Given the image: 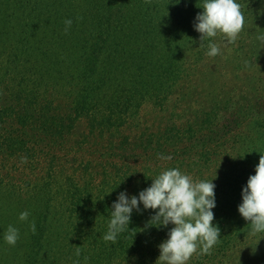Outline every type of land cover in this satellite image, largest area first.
I'll use <instances>...</instances> for the list:
<instances>
[{
	"label": "trees",
	"instance_id": "obj_1",
	"mask_svg": "<svg viewBox=\"0 0 264 264\" xmlns=\"http://www.w3.org/2000/svg\"><path fill=\"white\" fill-rule=\"evenodd\" d=\"M7 1L0 0V161L10 166L0 175V202H24L30 194L20 195L19 179L12 172L34 176L41 170L45 184L37 196L31 194L33 202L47 201L56 176L63 175L62 192L73 213L89 216L93 192L104 208L121 191L138 196L151 186V177L182 164L181 156L188 158L194 148L202 157L195 165L202 178L204 162L215 156L219 142L200 136L192 143L195 147L183 149L184 144L178 147L170 138L156 141L144 131L148 122L140 115L142 104L169 112L174 82L187 72L175 69L172 45L162 64L147 67L157 20L152 2L157 0H30L24 13V2L17 0L14 16L2 11ZM66 19L73 21L67 33ZM81 122L87 131L73 138ZM125 126L127 132L122 131ZM185 130L195 132L191 121ZM156 143L161 149L171 147L168 155L152 149ZM84 148L90 150L87 156ZM124 148L129 152L122 154ZM159 155L172 159L161 160ZM183 167L179 170L189 175L187 163ZM114 182L119 187L108 194V184ZM88 231L84 234L90 237ZM28 237V261L21 264L35 257L41 229ZM128 238L118 237L106 246L112 250L97 256L93 251L74 254L68 264H104L132 254L139 255L138 264H151L156 244L148 238ZM118 244L121 252L115 253Z\"/></svg>",
	"mask_w": 264,
	"mask_h": 264
},
{
	"label": "rangeland",
	"instance_id": "obj_2",
	"mask_svg": "<svg viewBox=\"0 0 264 264\" xmlns=\"http://www.w3.org/2000/svg\"><path fill=\"white\" fill-rule=\"evenodd\" d=\"M15 1L17 0H8L2 11L14 16V9L18 7ZM20 1L24 2V9L20 7V10L28 12L30 0ZM203 1L152 2L151 13L157 15V20L152 40L151 64L147 67L162 64L172 45L175 69L187 72L174 82L176 91L173 93L169 112H161L157 105L154 107L142 104L140 115L148 122L144 125L146 136L153 137L156 141H168L170 138L171 141H176L178 147L184 144L183 149L195 147L192 143H196L200 136L207 141L219 142L217 151L212 152L215 156L204 162L202 178L200 167L195 166L202 157L196 153L195 148L192 149L195 152L188 158L181 156L184 158L182 164L171 166L182 169L187 163L185 169L194 181H211L215 177L212 182L215 184L216 207L212 209V223L220 229L219 242L213 247L211 254H194L187 264H264V233L249 235L251 225L238 211V205L242 203V189L249 176L255 174L260 155L264 154V44L256 38L257 35L264 34V0H236L241 6L245 24L236 42L231 44L219 34L200 41L201 34L194 29L193 24L196 15L203 11L199 7L203 5ZM10 26L13 29L14 22ZM210 43L220 47V55H206ZM189 121L195 127V132L185 130V124ZM127 130V126L122 128L123 132ZM75 131L73 138L86 132L87 127L81 122ZM132 134L130 132L127 135L129 137ZM151 148L167 155L168 149H171L164 145L161 149L157 143L151 145ZM89 151L84 148V156ZM125 152H129V148L121 151L122 154ZM2 164L0 161V175L5 174L7 166H10L9 163ZM68 174L75 176L73 173L67 172L66 175ZM12 176L19 179L20 195L30 194L24 202H0V264L26 263L28 256L25 246L28 236H37L39 229L41 240L35 244L37 250L30 264H68V257L75 259L77 248L83 254L93 251V256L112 250L111 247H106L111 242L104 241L102 237L108 230L110 211L113 210L112 204L117 200L116 197L104 208L98 201L97 192H93V202H89L91 209L87 216L73 213L70 203L65 200L62 192L66 187L63 175L56 176L50 188V198L47 201L39 199L40 202H33L31 194L37 196L38 187L45 184L46 177L41 170L35 172L34 176L28 175L27 171L21 174L15 170ZM22 180H25L24 184L20 182ZM108 186L107 192L119 187L115 182ZM140 208L141 212L133 210L129 229L118 237L125 238L126 234L130 241L139 239L142 242L144 238L153 241L157 249L151 264H155L160 254L158 246L168 238V231L174 225L170 223L167 228L159 229L155 226L145 227L156 210H143L142 204ZM23 211L30 213L26 222L18 219ZM86 217L90 219V227L86 224ZM32 221L38 223L35 234L29 227ZM9 225L18 228L20 233V239L12 251L7 250L10 245L4 240ZM87 231L90 232V237L84 234ZM93 243V249L89 250ZM117 249L121 252L119 244L115 246V253H118ZM138 263L139 255L132 254L122 259L119 256L113 257L109 263L104 264Z\"/></svg>",
	"mask_w": 264,
	"mask_h": 264
},
{
	"label": "clouds",
	"instance_id": "obj_3",
	"mask_svg": "<svg viewBox=\"0 0 264 264\" xmlns=\"http://www.w3.org/2000/svg\"><path fill=\"white\" fill-rule=\"evenodd\" d=\"M145 2L150 3V0ZM199 7L203 11L196 15L193 27L201 34V42L218 34L228 44L236 42L245 24L241 6L236 0H204ZM64 23V32L67 33L73 21L66 19ZM256 38L264 44V34H259ZM220 54V47L210 43L206 55L215 57ZM158 158L166 161L172 159L170 155H159ZM151 178V186L140 191L138 196H129L126 190L118 193L117 200L112 204L113 210L110 211L111 218L103 240L116 243L118 235L129 229L133 210L141 212L142 204L143 210H157L145 227L155 226L159 229L167 228L170 223L174 225L168 231V238L158 246L160 254L155 264H187L194 254H211L220 237L219 227L212 223V209L216 207L215 184L212 182L215 177L211 181H194L192 176L172 168ZM238 211L251 225L249 235L264 233V154L260 155L255 174L249 176L242 189V203L238 205ZM29 215L28 211H23L18 219L26 222ZM29 227L35 234L34 221ZM19 239V229L9 225L4 234L6 244L15 246ZM75 255L79 257V248Z\"/></svg>",
	"mask_w": 264,
	"mask_h": 264
}]
</instances>
